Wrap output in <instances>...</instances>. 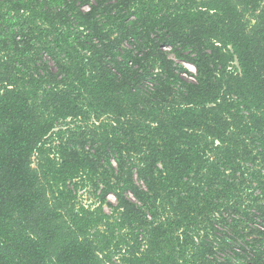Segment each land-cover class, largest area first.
Listing matches in <instances>:
<instances>
[{"label":"trees","instance_id":"1","mask_svg":"<svg viewBox=\"0 0 264 264\" xmlns=\"http://www.w3.org/2000/svg\"><path fill=\"white\" fill-rule=\"evenodd\" d=\"M0 264H264V0H0Z\"/></svg>","mask_w":264,"mask_h":264},{"label":"rangeland","instance_id":"2","mask_svg":"<svg viewBox=\"0 0 264 264\" xmlns=\"http://www.w3.org/2000/svg\"><path fill=\"white\" fill-rule=\"evenodd\" d=\"M173 57V56H171ZM184 67H187L190 71L194 72V67L190 64H183ZM78 196H79V200H81L84 204L88 205L91 200H93L92 196L86 192H83L81 190L78 191ZM110 201L114 202V197L112 195H109L108 198ZM105 210L107 211V208H105Z\"/></svg>","mask_w":264,"mask_h":264}]
</instances>
